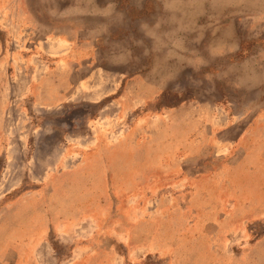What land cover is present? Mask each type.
Here are the masks:
<instances>
[{
  "label": "rangeland",
  "instance_id": "1",
  "mask_svg": "<svg viewBox=\"0 0 264 264\" xmlns=\"http://www.w3.org/2000/svg\"><path fill=\"white\" fill-rule=\"evenodd\" d=\"M0 264H264V0H0Z\"/></svg>",
  "mask_w": 264,
  "mask_h": 264
}]
</instances>
